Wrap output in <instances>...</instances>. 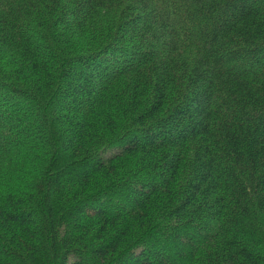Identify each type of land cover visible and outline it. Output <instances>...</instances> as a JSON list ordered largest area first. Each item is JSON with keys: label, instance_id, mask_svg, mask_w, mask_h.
Here are the masks:
<instances>
[{"label": "trees", "instance_id": "trees-1", "mask_svg": "<svg viewBox=\"0 0 264 264\" xmlns=\"http://www.w3.org/2000/svg\"><path fill=\"white\" fill-rule=\"evenodd\" d=\"M0 264H264V0H0Z\"/></svg>", "mask_w": 264, "mask_h": 264}]
</instances>
